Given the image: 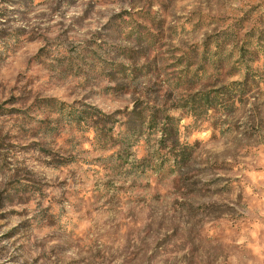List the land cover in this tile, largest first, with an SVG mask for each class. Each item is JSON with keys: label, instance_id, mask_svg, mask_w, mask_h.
Returning <instances> with one entry per match:
<instances>
[{"label": "rangeland", "instance_id": "374dc122", "mask_svg": "<svg viewBox=\"0 0 264 264\" xmlns=\"http://www.w3.org/2000/svg\"><path fill=\"white\" fill-rule=\"evenodd\" d=\"M0 264H264V0H0Z\"/></svg>", "mask_w": 264, "mask_h": 264}]
</instances>
